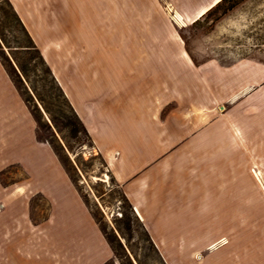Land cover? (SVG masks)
I'll return each mask as SVG.
<instances>
[{
	"label": "rangeland",
	"instance_id": "1",
	"mask_svg": "<svg viewBox=\"0 0 264 264\" xmlns=\"http://www.w3.org/2000/svg\"><path fill=\"white\" fill-rule=\"evenodd\" d=\"M168 1L170 0H123L126 6L124 14L129 18L126 22L128 29L143 31L142 36H129L128 42L147 45L155 41L166 45L176 44L178 48L181 46L186 55L183 51L178 52L177 61L191 60L195 66L202 68L204 77H208L203 91H197L194 86L192 98L178 100L175 103V116L168 117L166 114L171 111L174 105L172 103L171 106L163 107V113L153 117L151 111L136 100L139 92L150 91V85L143 87L135 84L136 77L139 76L137 73L142 70L137 68L139 64H133L135 66L131 68L128 62L133 61L131 59L136 54H129L128 59L123 62L120 59L121 53L114 50L112 56L103 52L92 54L98 62L95 73L86 63V83L81 86L82 92L78 95L79 109L91 116V124L97 131L102 130L99 136L103 139L100 142L108 155L117 157L115 162L118 169L125 173L142 174L148 171L147 161L153 158L154 163L160 164L162 172L167 171V178L161 185L160 192L155 194L156 197L153 193L149 194L150 181L140 189L141 201L151 211L145 213L149 224L155 217L159 221L160 217L167 216L166 210L169 207L183 205L182 197L178 198L176 193L189 176L186 174L184 158L196 151L187 146L189 142L186 144V139L198 142L199 146L200 142L207 146L203 149V155H200L204 171H212L218 165L219 169L226 172L238 170L241 173L257 174L261 178L257 188L264 192V0H228L209 15L203 16L207 12L204 11L203 17L196 18H201L198 23L183 20L177 12L188 15L198 6L186 3V0L169 6ZM64 10L66 14L60 12V18L54 24L57 34L60 33V75L68 78L72 75L71 61L78 56V53L72 51V46L77 43L72 32L76 36L80 35V44L87 48L92 44V38L87 34L94 29L104 28L105 22L98 14L94 15L93 7L87 0ZM22 24L15 17L10 2L0 0V58L40 119L39 123L36 121L38 141L48 144L51 142L63 159H66L65 153L68 152L71 160L78 164L76 168L66 161L71 176L76 180V189L93 217H97V220L94 219L100 229H104L112 242H108L113 250V257L109 261L112 264H167L153 240L149 241L151 235L134 206L132 205L135 213L129 208L124 188L91 135L87 137L81 133L75 138L69 136L68 142L72 150L63 151L61 145L65 142L59 129L70 125V108L55 87L52 76L47 71V66H50L46 60L44 59L47 66L36 49L26 48L30 45V40ZM152 31H157L160 35L149 36ZM98 32L100 37L97 36L96 43L102 45L105 43L104 30ZM113 40L115 43L116 40L121 41V38L113 37ZM37 48L43 56L40 48ZM84 54L79 53V56L83 58ZM236 65L241 75L232 73V68ZM243 66L249 68L244 70ZM180 74L177 71V79L180 80L177 92H187L193 79L189 75ZM87 79H92V82L88 84ZM124 79L127 80L123 85L120 80ZM169 91H173L172 86ZM67 98L71 103L68 96ZM185 101L187 106L180 107L179 102ZM43 104L57 119V125L52 122ZM173 123L182 132L177 128L175 130ZM197 128L201 129L198 135L190 132ZM174 135L177 136L175 141ZM195 144L192 142L193 146ZM50 147L52 148L51 145ZM132 152L136 153L135 159L129 160L128 156ZM103 160L107 166L102 164ZM217 160H220L219 164H214ZM34 170L39 173L41 166ZM47 170L52 174L60 172L52 163ZM2 173L15 176V180L26 176L19 164L9 166ZM40 184L42 180L38 176H32L31 187L37 189ZM126 197L128 198L127 195ZM261 198L258 195V204L263 202H260ZM129 202L131 203L130 200ZM32 206L34 219L45 216L48 204L41 194L34 195ZM155 210L154 217L152 212ZM257 241L250 246L264 247L263 238ZM240 244L241 247L245 244L243 239ZM109 261L105 264H109Z\"/></svg>",
	"mask_w": 264,
	"mask_h": 264
},
{
	"label": "crops",
	"instance_id": "2",
	"mask_svg": "<svg viewBox=\"0 0 264 264\" xmlns=\"http://www.w3.org/2000/svg\"><path fill=\"white\" fill-rule=\"evenodd\" d=\"M8 1L40 48L44 59L124 188L165 262L264 264V247L250 246L251 243L256 244L258 239H264V192L257 188L258 182L261 181L257 174L241 173L238 170L226 172L219 169L218 165L212 171H204L205 166L200 155H203V149L207 146H204L203 142H200L199 146L198 142L186 139V144L189 142L187 146L196 151L184 158L186 174L189 176L176 193L178 198L182 197L183 205L169 207L166 210L167 216L160 217L159 221L155 217L156 210L153 211L155 218L153 217L149 224L145 213L151 211L145 202L142 203L140 189L150 181L149 194L153 193L156 197L155 194L160 192V187L167 178V171L162 172L160 164L154 163L153 158L147 161L148 171L142 174L125 173L118 169L115 162L117 157L108 155L100 142L103 139L99 136L102 130L97 131L91 124V116L79 109L78 95L82 92L81 86L86 83V63L95 73L98 62L92 54L103 52L112 56L116 50L121 53L120 59L123 62L128 59L129 54H136L131 59L133 61L128 62L131 68L135 66L133 64H139L137 68L142 70L137 73L139 76L136 77L135 84L143 87L150 85V91L139 92L136 100L142 103L146 110L151 111L153 117L163 113L165 105L171 106L173 103L171 111L166 114L168 117L175 116V103L192 98L194 86L197 91H203L208 80V77H204L202 68L195 66L191 60L177 61L178 52L183 51L181 46L178 48L176 44L166 45L155 41L147 45L130 43L129 36H142L143 31L128 29L126 22L129 18L124 14L126 6L123 0H87L93 7L94 15L98 14L105 25L104 28L94 29L87 34L92 38V44L87 48L80 44V35L76 36V33L72 32L71 35L76 37L74 41L77 42L72 46V51L78 53V56L71 61V77L64 78L60 75V33L57 34L54 22L60 18V12L66 14L64 9L86 0ZM185 2L198 6L188 15L177 11L183 20L191 22L202 16L201 13L205 9L209 10L217 3L216 0ZM178 3L180 0L168 1L169 6ZM172 19L176 22L173 16ZM100 30H104L105 43L97 45L96 39L97 36L100 37L97 35ZM158 35L160 34H157V31H152L151 34L149 32L151 37ZM113 37L121 38V41L116 40L114 43ZM183 52L186 55V51ZM79 53H85L83 58ZM238 66H233L232 73L241 75V71L237 70ZM243 67L244 70L249 68ZM177 71L193 79L187 92H177V83L180 81L177 79ZM121 74L123 78V71ZM126 80L120 81L124 85ZM87 81L89 84L92 79ZM171 86L172 92L169 91ZM179 104L180 107L187 106L186 101ZM36 123L0 58V264H105L112 259L113 250L53 149L48 143L38 141ZM177 127L176 124L175 130ZM200 130L197 128L190 132L198 135ZM174 138L175 141L177 136L174 135ZM192 142L196 144L193 146ZM135 156L136 153L132 152L128 158L133 160ZM234 160L235 158L232 161ZM219 161L214 164H219ZM50 163L60 172L50 173L47 170ZM17 164L25 170V178L15 180V176L2 173L9 166ZM164 164L168 167L167 163ZM36 165L41 166L39 173H35L34 169L38 168ZM34 175L42 180L37 189L31 187ZM37 194L44 197L48 208L45 216L36 220L33 217L32 198ZM258 195L262 197L260 202L263 201L260 204L257 203ZM159 211L162 213V210ZM242 239L245 244L241 247Z\"/></svg>",
	"mask_w": 264,
	"mask_h": 264
},
{
	"label": "trees",
	"instance_id": "3",
	"mask_svg": "<svg viewBox=\"0 0 264 264\" xmlns=\"http://www.w3.org/2000/svg\"><path fill=\"white\" fill-rule=\"evenodd\" d=\"M227 1H228V0H220L217 4H215L213 7H211V8H210V9H209V10H208L203 16H205V15H209V14H210L211 12H213L214 10L219 9V8H220L224 3H226ZM203 16H202V17H203ZM15 17H16L17 20L20 22V24H22L21 20L19 19V17H18L16 14H15ZM200 19H201V18L197 19L194 23H198V22L200 21ZM22 25H23V24H22ZM24 29H25V28H24ZM25 33L27 34V36H28V38H29V40H30V45H28L26 48H28V49H29V48H34V49H36L37 52H38V54H39V56L41 57L43 63L47 66V64H46V62H45L43 56L41 55V53H40V51L38 50V48H37L35 42H34L33 39L31 38V36L28 34V32H27L26 29H25ZM47 71H48V72L50 73V75L52 76V79H53V82H54V84H55V87H57V89L59 90V92L61 93V95L64 97V99H65L67 105H68L69 108H70V114H71V120H72V121H70V125L67 126L66 128L63 127V128H61V129H59V133L62 134V138H63V140H64V142H65L64 145H63V144L61 145L63 151H66V152L69 151V150L71 151V150H72V146L69 145V142H68V137H69V136H72V137L75 138V137H78L81 133H83L85 136L90 137V134H89V131H88L86 125H85L84 122L81 120V118L78 116V114L76 113V111L74 110L73 106L71 105L70 101L68 100L67 96L65 95V93H64V91H63V89H62V87L60 86V84L58 83V81L56 80L55 76L53 75L51 69H50L48 66H47ZM16 85H17V84H16ZM18 89H19V88H18ZM19 91H20V90H19ZM20 93H21V91H20ZM22 97L24 98L26 104H27L28 107L30 108V110H31V112H32V114H33L35 120L39 123L40 119H39V117L35 114V112L32 110V108L30 107V105H29V100L26 99V98L23 96V94H22ZM43 107H44V109L48 112V114L50 115V119L52 120V122L56 123V125H57V119L53 116V114L51 113V111L49 110V108H48L46 105H44V104H43ZM38 109H40V108H38ZM67 128H68V129H67ZM47 142H49V140H47ZM49 144H50V145L52 146V148L54 149V151H55L57 157L59 158V160L61 161L62 165H63L64 168L66 169V172L69 174L70 178L72 179V181H73L74 184H75V183H76V182H75L76 180L71 176L70 171H69L68 166H67V162L71 163V164L73 165V167L75 166L76 168H77V165H78V164H75V163L71 160V158H70L68 152L65 153V158H66V159H63V157H61V154H60L59 150L55 147V145H53L51 142H49ZM66 161H67V162H66ZM102 164H103L104 166H107V164H106V162H105L104 160H103ZM76 188H77V184H76ZM124 197H125V200L128 202V204H129V208L131 209V211L135 213L132 204L129 202V200H128V198L126 197L125 194H124ZM135 215H136V214H135ZM136 217L138 218L137 215H136ZM94 218H96V220H97V217H96L95 215H94ZM101 230H102V232L104 233V235H105L107 241H108L110 244H112L111 240L106 236V233H105L104 229L101 228ZM151 240H152V239H151V237L149 236V241H151ZM121 245H122V243H121Z\"/></svg>",
	"mask_w": 264,
	"mask_h": 264
},
{
	"label": "snow or ice",
	"instance_id": "4",
	"mask_svg": "<svg viewBox=\"0 0 264 264\" xmlns=\"http://www.w3.org/2000/svg\"><path fill=\"white\" fill-rule=\"evenodd\" d=\"M216 2L218 3L219 2V0H216ZM205 11H208V9H205ZM201 15H203V13H201ZM186 40L188 39V38H185ZM182 43L184 42V41H181ZM191 41H189V43H190ZM109 264H112V262L111 261H109Z\"/></svg>",
	"mask_w": 264,
	"mask_h": 264
}]
</instances>
